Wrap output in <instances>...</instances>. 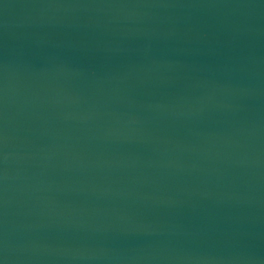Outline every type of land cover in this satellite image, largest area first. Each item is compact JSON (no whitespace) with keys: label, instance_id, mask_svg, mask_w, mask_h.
I'll list each match as a JSON object with an SVG mask.
<instances>
[{"label":"water","instance_id":"95a60500","mask_svg":"<svg viewBox=\"0 0 264 264\" xmlns=\"http://www.w3.org/2000/svg\"><path fill=\"white\" fill-rule=\"evenodd\" d=\"M0 264H264V0H0Z\"/></svg>","mask_w":264,"mask_h":264}]
</instances>
